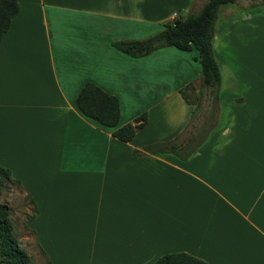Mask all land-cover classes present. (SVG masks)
Listing matches in <instances>:
<instances>
[{"label":"crops","instance_id":"crops-1","mask_svg":"<svg viewBox=\"0 0 264 264\" xmlns=\"http://www.w3.org/2000/svg\"><path fill=\"white\" fill-rule=\"evenodd\" d=\"M195 1L18 0L0 43V164L11 173L5 188L18 185L34 205L28 226L50 264L57 253L77 264H154L182 252L264 264V66L236 69L218 57L223 48L247 55L236 30L263 48L258 26L220 9L222 83L218 100L205 88L218 105L205 126L186 93L202 86L198 53L166 47L132 58L112 46L199 13L206 2ZM87 83L118 98V128L146 114L132 141L79 111ZM203 128L207 139L189 159L146 151L176 138L188 148Z\"/></svg>","mask_w":264,"mask_h":264},{"label":"trees","instance_id":"trees-1","mask_svg":"<svg viewBox=\"0 0 264 264\" xmlns=\"http://www.w3.org/2000/svg\"><path fill=\"white\" fill-rule=\"evenodd\" d=\"M238 0H207L198 14L190 13L175 17L173 21L165 23L163 29L153 37L139 41H115L112 46L123 54L132 58H142L152 52L166 47H173L181 51L195 50L198 62L202 68V87L219 99L222 76L213 50L215 26L220 9ZM19 13L18 0H0V43L3 35L9 30L12 20ZM185 100L189 99L185 92H181ZM79 111L88 119L100 125L114 129L113 135L122 142L134 139L139 129L147 121L146 114L138 118L137 124H127L119 127L121 109L117 97L107 93L93 83H87L81 90L77 101ZM196 113V108L193 115ZM211 124V123H210ZM210 128H203L201 135L186 140L188 148L178 143V138L164 143H156L146 147L150 154L171 153L180 159H189L196 147L202 145L208 136ZM194 144V145H193ZM11 180V173L0 164V194L5 185ZM11 209L0 204V264H33L31 257L19 248L14 235L12 223L9 219ZM154 264H208L188 253H170L160 257Z\"/></svg>","mask_w":264,"mask_h":264},{"label":"rangeland","instance_id":"rangeland-1","mask_svg":"<svg viewBox=\"0 0 264 264\" xmlns=\"http://www.w3.org/2000/svg\"><path fill=\"white\" fill-rule=\"evenodd\" d=\"M206 1L207 0H201L200 4L205 3ZM195 2H198V0ZM227 6H231L230 9H233V11H235V14L238 16V19H242L243 15L249 14L253 19V21H249L248 26H252V27L258 26V29L255 31L256 32L255 36L261 34V36L264 38V23H263L264 0H241L238 3H236V5L229 4ZM191 13L198 14V10L193 9ZM186 15L183 14L182 16L185 17ZM220 17L221 15L219 13L218 18ZM256 18H261V20L263 21L261 23H258L254 20ZM217 22L218 24H222V20H219ZM250 31H251L250 27H247L244 30L245 34ZM234 36L235 38H237V41L239 42L238 45L239 47L243 48L242 46L244 44V50L247 51V55L243 51H241L238 56H235L236 52L234 51H231L230 53L227 52L223 53V50H225L223 48L222 50H220L221 53L219 51L218 54L220 61L219 63L227 65L231 68L234 67L236 69H239L240 67L247 68L250 66L263 67L264 41L261 42V47L263 48L258 50L257 44L253 45V41L251 40L253 38V33H249V37L245 39V35L243 37V35H241V32L236 30L234 32ZM192 51L196 52L195 50ZM262 71H263L262 74L264 75V69ZM186 93L192 100L194 107L197 108L194 123L205 126L207 120L211 116L215 115L218 105H216V102L213 103L214 100L212 98V95L202 86H200L199 88H194V87L187 88ZM0 204L7 205L11 209V215L9 219L12 223L14 235L18 241L19 248L25 251L31 257L33 264H50L49 263L51 261L50 259L48 262L49 255L47 254L46 256L44 252L39 249L36 240V235L31 231V229L28 226V222L31 219V216L34 214V205L28 198L27 194L18 185L15 186L9 185L0 194ZM55 256H56V264H77L74 262H69L75 260L66 259L63 256L61 257L58 253ZM87 263H88L87 261L84 262V260H82L79 264H87Z\"/></svg>","mask_w":264,"mask_h":264}]
</instances>
